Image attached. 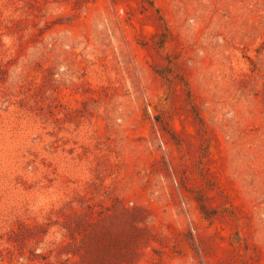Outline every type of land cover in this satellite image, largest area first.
Here are the masks:
<instances>
[{"label":"rangeland","instance_id":"374dc122","mask_svg":"<svg viewBox=\"0 0 264 264\" xmlns=\"http://www.w3.org/2000/svg\"><path fill=\"white\" fill-rule=\"evenodd\" d=\"M0 264H264V0H0Z\"/></svg>","mask_w":264,"mask_h":264}]
</instances>
